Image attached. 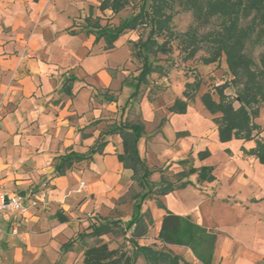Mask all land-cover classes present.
I'll use <instances>...</instances> for the list:
<instances>
[{"label": "crops", "instance_id": "obj_1", "mask_svg": "<svg viewBox=\"0 0 264 264\" xmlns=\"http://www.w3.org/2000/svg\"><path fill=\"white\" fill-rule=\"evenodd\" d=\"M101 1L0 0V192L18 196L26 206L25 213H7L0 218V264H85V248L98 241L129 254L135 251L130 239L135 224L131 228L127 225L137 211L135 200L143 187L140 176L119 160L123 138L120 129L112 130L130 121L128 111L135 100L130 99L134 90L131 79L140 70L131 76L114 73L127 62L116 52L126 33L115 41L116 47L107 49L106 41H97L87 27L89 16L105 25L102 17L112 10L102 11ZM161 98L153 100L145 95L139 102L144 124L142 102L146 99L158 116L154 127H159L152 139L142 133L138 141L141 158L175 169L174 174L184 169L178 161L190 158L196 168L213 167L215 180L198 182L196 172L184 179L193 184L152 194L142 210L150 211L154 223L137 242L177 255L180 264H203L190 248L159 241L163 217L170 210L219 232L214 264H238L243 241L222 230L210 217V200L240 204L260 215L258 225L264 224V217L241 199V191H229L222 197L218 194L220 181L210 160L219 151L232 161L231 145L220 141L218 126L210 120L201 133L191 125L170 124L169 115L163 111L175 98L159 106ZM200 110L205 111V107ZM181 131L187 134L178 136ZM102 138L107 143L93 151ZM251 144L242 140V148L250 149ZM205 149L211 154L201 160L198 153ZM70 153L85 159L58 175L57 165ZM226 168L224 176L230 183L253 180L251 173L239 166ZM159 173L158 182L150 179L155 190L164 183V172ZM136 178L139 191L128 198ZM165 180L171 181L166 176ZM256 188L253 194L263 199V189ZM37 197L40 200L34 204ZM58 212L68 220H59ZM112 220L120 222L118 230L99 238L86 235L94 224ZM136 264H147V260L140 255ZM249 264H259V260Z\"/></svg>", "mask_w": 264, "mask_h": 264}, {"label": "trees", "instance_id": "obj_2", "mask_svg": "<svg viewBox=\"0 0 264 264\" xmlns=\"http://www.w3.org/2000/svg\"><path fill=\"white\" fill-rule=\"evenodd\" d=\"M175 1L183 6L184 10L192 11L194 24L187 31L177 33L172 25L173 7ZM129 3V0H102V11L111 9L118 14ZM214 20H217L214 24ZM87 27L95 33L96 40L104 39L106 48L115 46V41L127 33L137 30L141 26H149V32L145 39L134 41L133 54L142 60L139 73L133 76L131 84L134 88L130 99L137 98L142 86L149 82L152 73L165 75V67L158 58L159 54H169L172 51L171 42L180 39L183 60L194 59L200 50L205 54L200 57L205 63L220 64L225 58L227 63V78L219 84H213L203 94V101L207 109L213 114H218L213 121L218 126L219 139L227 142L233 138L245 141L255 139L256 144L250 148H242L244 155L254 156L264 163V139L259 137L260 125L255 118L260 114V108L264 105V54L257 60L251 51L264 44V0H143L140 10L120 27H111L108 24L101 25L97 18L86 19ZM202 25H210L206 32L200 33ZM202 84V78L198 73L194 80L186 82L184 98H176L170 110L174 113H185L189 101ZM235 87V94L225 93L228 86ZM67 92L70 94L71 86ZM212 92L219 94V101L213 99ZM123 138V152L119 154V160L134 171V175L142 169L139 184L143 191L136 196L135 207L137 211L129 221L127 227L135 224L132 237L135 251L129 254L127 250L112 249L108 243L98 241L94 245L87 246L84 251L85 264H136V260L143 255L147 264H180V258L171 252L159 249L154 245H140L138 238L145 235L148 227L154 223L149 210L143 211V203L152 194H166L175 188H184L193 184L189 177L198 173V182L213 181V167L202 166L196 168L190 158L178 161L184 169L174 175L178 177L176 184L165 180L162 174L163 185L153 189L150 177L153 171L145 164L138 150V141L144 132L142 122L125 121L112 131H118ZM187 132H178V136ZM107 141L102 138L93 151L101 149ZM209 149L198 153L199 159L210 156ZM85 157L76 153L64 155L61 163L57 165V174L63 175L72 169L76 161ZM59 220L67 221L68 217L58 212ZM119 221H104L94 224L92 230L86 235L99 238L101 235L113 232L114 225L119 226ZM219 238V232L208 229L192 219L191 216H181L172 211L164 215L159 236V241L166 244H176L188 247L196 258L203 264H214V256ZM188 264V263H186Z\"/></svg>", "mask_w": 264, "mask_h": 264}, {"label": "rangeland", "instance_id": "obj_3", "mask_svg": "<svg viewBox=\"0 0 264 264\" xmlns=\"http://www.w3.org/2000/svg\"><path fill=\"white\" fill-rule=\"evenodd\" d=\"M142 2L143 0H129L128 5L118 14L107 11L102 17V23H107L111 27L122 26L126 20L139 12ZM172 12V25L177 33H184L192 24H194L195 19L192 11L184 10L183 6L179 4L178 1H175ZM216 22L217 20H214V24H216ZM209 27L210 25H202L199 29L200 33L206 32ZM149 29V26H141L137 30L127 31V33L121 38L120 45L116 47L117 45L115 44L117 54L123 55L125 59H127V62L123 63L120 70L115 69V74L119 71L125 75L131 76L135 75V73L140 70L142 60L133 54L135 51L133 44L135 40L137 41L140 38L145 39L148 35ZM171 46L172 51L169 54L158 55L161 64L165 67V75L160 76L158 73H154L150 76L149 82L142 86L140 95L134 100L133 105L130 106L127 119L133 122H142L144 124L139 107L141 98L145 95H148L153 100L162 97L161 101L158 102L159 106H161L162 102H164L165 105L166 102H169L174 98L175 102L178 97L184 98L183 93L186 88L187 80L193 81L195 74L198 73L200 78H202V84L192 100L189 101L187 106L188 111L185 113H174L169 107L164 108L163 112L166 113V115H169L168 119H170V124L176 127L191 125L196 133H201L207 126H209L207 120L214 122V117L218 115L213 114L206 108L202 98L203 94L206 93L213 84L222 83L223 80L230 78V75L227 73V63L225 58L221 60L219 65L215 63H205L200 59V57L205 54L204 50H200L194 59L185 61L183 60L184 53L181 52L180 39L173 40ZM251 54L258 60L260 55L264 54V44L255 47L251 51ZM129 88L131 89V87ZM225 93L235 94V87L232 85L228 86L225 89ZM212 94L213 99L219 101V94L217 92H212ZM147 102L146 99L142 102L146 124V128L144 124V131L148 134L147 139H152L153 135L159 131V127H154L156 123L155 119H157L158 116L156 115L157 113L155 114L152 112L151 105ZM203 107H205V111L201 112L200 109ZM255 121L260 125L261 131L259 137L264 139V105L261 106L260 114L255 118ZM242 140L243 139L233 138L227 141V143H230L233 151L234 156L230 158L232 161H229L226 156L219 151H217L210 160L216 167L217 177L220 181L218 194L222 197L229 193V191H241V199L244 201L247 200L250 203L252 210L260 212L261 216L264 217V198L260 199L259 196L253 194L258 186H261L264 192V163H261L259 159L254 156L246 157V155H244L242 152ZM248 141L252 142L254 145L256 144L255 139ZM196 142H198V140ZM154 144H157L156 148L161 147L158 143ZM145 161L153 170V174L150 177L151 180L158 182L160 175L159 171H163L167 179L176 183L177 176L174 175L175 169H169L168 167L164 168L161 163L151 160L148 161L146 158ZM236 166L245 169L248 174L251 173L253 180L248 184H239L237 181L230 183L227 177L224 176L225 168L233 169ZM142 173V169H139L136 176L139 177ZM236 174H234L235 177L238 176V172H236ZM136 179L134 180L133 185L128 189L126 195L128 198L134 192L139 191L137 185L138 178ZM252 194L253 196H251ZM209 207L210 217L220 224L222 230L242 239L244 246L238 264H249L257 259L259 260V264H264V224L258 225L256 223L260 215L250 213L245 207L240 206V204H231L224 200H210ZM112 227L113 231L118 230L117 225Z\"/></svg>", "mask_w": 264, "mask_h": 264}, {"label": "built area", "instance_id": "obj_4", "mask_svg": "<svg viewBox=\"0 0 264 264\" xmlns=\"http://www.w3.org/2000/svg\"><path fill=\"white\" fill-rule=\"evenodd\" d=\"M40 196L44 197L45 193H42ZM38 200H40V197H37L34 200V204H36ZM25 211H26V206L23 204V202L18 196L0 192V218L7 213H13V212L25 213ZM0 231H1V227H0Z\"/></svg>", "mask_w": 264, "mask_h": 264}]
</instances>
